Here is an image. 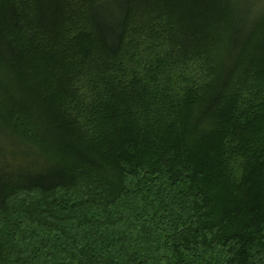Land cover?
I'll return each mask as SVG.
<instances>
[{"label": "trees", "instance_id": "16d2710c", "mask_svg": "<svg viewBox=\"0 0 264 264\" xmlns=\"http://www.w3.org/2000/svg\"><path fill=\"white\" fill-rule=\"evenodd\" d=\"M0 264H264V0H0Z\"/></svg>", "mask_w": 264, "mask_h": 264}]
</instances>
